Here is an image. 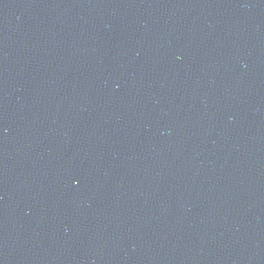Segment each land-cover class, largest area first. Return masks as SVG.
I'll return each mask as SVG.
<instances>
[{
  "label": "water",
  "instance_id": "water-1",
  "mask_svg": "<svg viewBox=\"0 0 264 264\" xmlns=\"http://www.w3.org/2000/svg\"><path fill=\"white\" fill-rule=\"evenodd\" d=\"M0 264H264V0H0Z\"/></svg>",
  "mask_w": 264,
  "mask_h": 264
}]
</instances>
